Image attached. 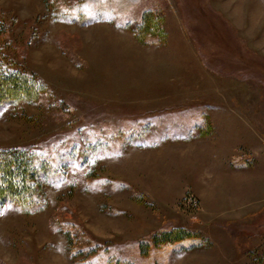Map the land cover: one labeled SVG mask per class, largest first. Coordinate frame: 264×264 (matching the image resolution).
Instances as JSON below:
<instances>
[{"label":"rangeland","instance_id":"374dc122","mask_svg":"<svg viewBox=\"0 0 264 264\" xmlns=\"http://www.w3.org/2000/svg\"><path fill=\"white\" fill-rule=\"evenodd\" d=\"M0 264H264V0H0Z\"/></svg>","mask_w":264,"mask_h":264},{"label":"trees","instance_id":"16d2710c","mask_svg":"<svg viewBox=\"0 0 264 264\" xmlns=\"http://www.w3.org/2000/svg\"><path fill=\"white\" fill-rule=\"evenodd\" d=\"M45 84L34 75L12 71L0 60V103L25 99L35 102L45 93ZM42 168L36 163L35 155L27 150L0 152V208L18 203L25 212L39 205V190Z\"/></svg>","mask_w":264,"mask_h":264}]
</instances>
